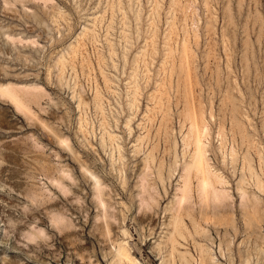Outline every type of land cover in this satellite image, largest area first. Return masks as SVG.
I'll return each instance as SVG.
<instances>
[{"label": "rangeland", "instance_id": "374dc122", "mask_svg": "<svg viewBox=\"0 0 264 264\" xmlns=\"http://www.w3.org/2000/svg\"><path fill=\"white\" fill-rule=\"evenodd\" d=\"M0 84L43 90L29 115L0 95V264H109L118 242L140 264H199V244L264 264V0H0ZM186 110L220 204L194 172L175 203Z\"/></svg>", "mask_w": 264, "mask_h": 264}, {"label": "bare ground", "instance_id": "6f19581e", "mask_svg": "<svg viewBox=\"0 0 264 264\" xmlns=\"http://www.w3.org/2000/svg\"><path fill=\"white\" fill-rule=\"evenodd\" d=\"M119 5V4H118ZM137 19V18H136ZM260 20V19H259ZM211 25V24H210ZM186 30V29H185ZM184 30V31H185ZM153 34V33H152ZM168 35V34H167ZM176 39V38H175ZM186 42V41H185ZM187 46V45H186ZM67 47V46H66ZM183 47H185L184 43H183ZM184 52V55L186 56V53H185V49H183ZM168 51V50H167ZM65 53V52H64ZM72 55V54H71ZM183 55V54H182ZM181 55V56H182ZM183 57V56H182ZM167 58V57H166ZM194 58V57H193ZM186 60V59H185ZM172 67V66H171ZM143 68V67H142ZM177 68V67H176ZM179 68V67H178ZM182 70V67L181 69ZM181 72V71H180ZM218 77V76H217ZM179 81V80H178ZM184 82V81H183ZM179 84V83H178ZM1 85V84H0ZM171 85V84H170ZM13 86V85H12ZM10 85H2L0 86V95H4V97L6 96L8 98L9 101H11V103H13V105L15 106V108H18V110H21L23 111L22 113H27V115H29L32 111L30 110V107L28 106V103L31 101H34V104H36L38 102V99L40 97V94L41 92L43 91L41 89L40 86L38 85H27V86H17L16 87H12ZM198 89V88H197ZM41 90V92H40ZM186 93V92H185ZM24 96H27L28 98L26 99ZM133 96V95H132ZM186 96V95H185ZM196 96V95H195ZM5 97V98H6ZM27 100V103H26V100ZM187 100V99H186ZM189 100V99H188ZM188 102V101H187ZM33 103V102H32ZM31 103V104H32ZM186 103V102H185ZM38 104V103H37ZM178 104V103H177ZM30 105V103H29ZM39 105V104H38ZM187 105V104H185ZM221 105V104H220ZM188 107V106H187ZM185 108V107H184ZM137 109V108H136ZM188 109V108H187ZM237 110V109H236ZM187 111V115L191 118V122H190V126L188 127L189 128V137L191 138L192 142H193V145H194V150L192 152V155L189 159V161H187L185 163V165H183L184 168L183 171L184 173L182 172V175H180V178H181V186L179 188V195L176 196L177 198V201L179 204H182L183 202H186V200L188 199V197L190 196V183H189V180H190V173L191 172H194L195 174V177H197V192H199V196L201 197H209L210 200H212L213 202H217L218 204L224 202V201H227V199L229 198L226 190L221 187L223 186L222 184H225V181L224 179L216 172L212 169V167L209 165L208 163V159H207V156H206V152H205V147H204V143H202L201 141V138L200 136L202 137L201 133V127L199 126V122L197 120V118L195 117V115L193 114V111L190 112V110H186ZM233 111V110H232ZM29 112V113H28ZM25 113V114H26ZM32 114V113H31ZM198 114V113H197ZM232 115V114H231ZM235 117V116H234ZM167 118V117H166ZM203 118V117H202ZM232 118V117H231ZM234 119V118H233ZM235 122V119L233 120ZM160 122V121H159ZM238 121H236L235 123H237ZM240 123V122H239ZM238 124V123H237ZM243 124V123H242ZM233 126H235V128L238 126L240 127V125L236 126V124H233ZM202 127H205L202 126ZM242 127V126H241ZM243 128V127H242ZM208 129V128H207ZM239 129V128H238ZM203 130V129H202ZM205 130V129H204ZM241 130V129H240ZM239 131V130H238ZM145 134V133H144ZM207 134V133H205ZM234 134V133H233ZM239 134V133H238ZM56 135V134H55ZM109 136V135H108ZM205 136V135H204ZM250 139V138H249ZM139 140V139H138ZM58 141L60 143H63L66 144L64 145L65 147H68L67 146V138H64L62 136H58ZM252 141V140H251ZM173 142V141H172ZM102 144V143H101ZM188 145V144H187ZM139 146V145H138ZM138 148V147H137ZM256 149V148H255ZM220 150V149H219ZM257 152V151H256ZM150 158V157H149ZM158 164V163H157ZM182 164V163H181ZM168 166V165H167ZM248 168V167H247ZM85 169V167H84ZM86 170V169H85ZM253 170V169H252ZM88 170H86L87 172ZM251 172V171H250ZM90 173V172H89ZM86 176V175H85ZM93 176V174L91 175ZM169 176V174H168ZM194 176V175H193ZM94 178V177H93ZM97 177H95V180H96ZM98 179V178H97ZM100 180V179H99ZM142 180V179H141ZM97 181V180H96ZM95 181V183H96ZM58 182V181H57ZM99 182V181H98ZM97 182V186L99 187V184ZM242 183V182H241ZM244 183V182H243ZM146 184V183H145ZM160 184V183H159ZM259 185V184H258ZM149 188V187H148ZM96 189V188H95ZM177 189V188H176ZM242 190V188H239ZM262 189V188H261ZM240 190V193L242 194L241 196V199L243 198L244 194V191L242 190L241 192ZM177 191V190H176ZM95 192V191H94ZM164 192V191H163ZM252 192V191H251ZM247 194H250V193H246L245 196H247ZM97 195V194H96ZM143 195V194H142ZM148 196V195H147ZM244 196V198L246 199V197ZM200 197V198H201ZM254 197V196H253ZM256 197V196H255ZM98 198H100L98 196ZM202 198V199H204ZM251 199V202L250 201H247L248 203H253L254 206H256V204H259L258 202V198L256 200H252V195H250L249 197ZM248 198V199H249ZM102 199V198H101ZM101 199L99 200L101 202ZM150 199V198H149ZM245 199L241 200V204H243V202H245ZM249 199V200H250ZM200 200V199H199ZM206 200V199H204ZM208 200V199H207ZM209 200V201H210ZM105 201V200H103ZM102 201V202H103ZM142 201V200H141ZM202 201V200H201ZM190 202V200H189ZM208 202V201H207ZM214 202V203H215ZM246 202V203H247ZM174 203V202H173ZM187 203V202H186ZM201 203V202H200ZM205 203V201H204ZM245 203V205H246ZM106 204V202H105ZM179 204H177L179 206ZM199 204V203H198ZM99 205V204H98ZM184 205V204H183ZM187 205V204H186ZM200 205V204H199ZM225 205V204H224ZM177 206V207H178ZM244 206V204H243ZM252 206V205H251ZM253 206V207H254ZM258 206V205H257ZM183 207V206H182ZM188 207V206H187ZM201 207V206H200ZM98 208V207H97ZM106 208V207H105ZM180 208V206H179ZM190 208V207H189ZM193 208V207H192ZM215 208V207H214ZM213 208V209H214ZM218 208V207H217ZM172 209V208H171ZM203 209V208H202ZM180 210V209H179ZM216 210V209H215ZM146 211V209H145ZM204 211V210H203ZM224 211V210H223ZM231 212V211H230ZM224 213V212H223ZM259 213V212H258ZM143 214V213H142ZM103 215V214H102ZM154 215V214H153ZM99 217V216H98ZM108 217V216H107ZM262 217V216H261ZM153 218V217H152ZM171 221H170V225H172V230L169 232L168 234V237H167V243H171L172 244V247H170L169 249L171 250H174L175 251V246H174V242L175 244H179L176 242V238L174 237V234H178L177 236H180L182 237V234H181V231H180V220L181 218L179 219V216L174 214L172 215L171 217ZM264 218V217H263ZM97 219V218H96ZM249 219V218H248ZM52 220V219H51ZM99 220V219H98ZM170 220V219H169ZM194 220V219H193ZM250 220V219H249ZM264 220V219H263ZM102 221V220H101ZM59 222V221H58ZM62 222V221H61ZM106 222V221H105ZM193 222V221H192ZM234 222V221H233ZM263 223V222H262ZM63 225V224H62ZM167 225V223H166ZM183 225V223H182ZM221 225V224H220ZM253 225V224H252ZM255 225V224H254ZM169 226V225H168ZM245 227V226H244ZM184 228V227H183ZM256 228V227H255ZM186 229V228H185ZM224 229V228H223ZM245 229V228H244ZM36 230V229H35ZM166 230V229H165ZM193 231V230H192ZM255 231V230H254ZM119 232V231H118ZM167 232V230H166ZM196 232V231H195ZM104 233V232H103ZM188 233V232H187ZM186 233V234H187ZM253 233V232H252ZM180 234V235H179ZM197 234V233H196ZM109 236V234H108ZM164 236V235H163ZM190 238V237H189ZM182 239V238H180ZM192 239V238H191ZM190 239V240H191ZM166 240L164 242H166ZM185 242V241H184ZM191 242V241H190ZM107 245V244H106ZM263 245V244H262ZM158 246V245H157ZM178 246V245H177ZM167 247V246H166ZM182 247V246H181ZM185 247V246H183ZM154 248V247H153ZM162 248V247H161ZM165 248V246H164ZM194 248V247H193ZM198 248V247H196ZM199 248L198 249L199 251L197 252H201L200 254V257H199V264H204L205 262V254L204 251H206V248H203L202 245L199 244ZM258 248V247H257ZM155 249V248H154ZM153 249V250H154ZM163 249V248H162ZM158 250V249H157ZM160 250V249H159ZM245 250V249H244ZM173 251V253H174ZM156 252V251H155ZM165 252V251H164ZM172 252V251H171ZM170 252V253H171ZM207 252V251H206ZM172 253V254H173ZM177 253V252H176ZM167 254V253H166ZM208 255V254H207ZM178 256H179V259H180V263L181 264H191V262L189 261L190 260V257H189V254H187L185 251L184 252H181V251H178ZM170 257V256H169ZM172 258V257H171ZM170 258V259H171ZM198 258V257H197ZM168 259V258H167ZM209 259H212L211 257ZM163 260V259H162ZM161 260V261H162ZM165 260V259H164ZM173 260V259H172ZM171 260V261H172ZM175 260V259H174ZM213 260V259H212ZM170 261V262H171ZM165 263V261H163ZM169 262L168 260H166V263ZM165 263V264H166ZM179 263V262H178ZM109 264H140L137 259L132 255V253L129 251V248L128 246L124 243V242H118L117 245H116V248L112 254V259L111 261L109 262ZM168 264V263H167ZM246 264V263H244Z\"/></svg>", "mask_w": 264, "mask_h": 264}]
</instances>
